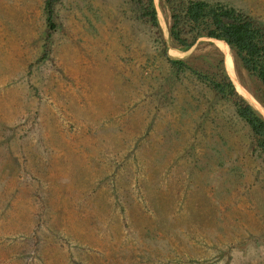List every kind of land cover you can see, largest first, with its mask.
I'll return each mask as SVG.
<instances>
[{"label":"rangeland","instance_id":"obj_1","mask_svg":"<svg viewBox=\"0 0 264 264\" xmlns=\"http://www.w3.org/2000/svg\"><path fill=\"white\" fill-rule=\"evenodd\" d=\"M44 5L0 0V264H264V158L229 103L176 79L132 0H58L50 40Z\"/></svg>","mask_w":264,"mask_h":264},{"label":"trees","instance_id":"obj_2","mask_svg":"<svg viewBox=\"0 0 264 264\" xmlns=\"http://www.w3.org/2000/svg\"><path fill=\"white\" fill-rule=\"evenodd\" d=\"M57 1L45 0L47 40L51 39L57 27ZM132 1L137 6L138 18L153 33V43L159 48L162 61L168 64L176 79L198 80L218 99L229 103L231 119L248 128L254 154L264 158V116L237 89L229 74V60L219 47L184 58H173L168 54L169 47L187 51L203 37L224 41L236 70L245 71L253 80L255 96L264 107V23L244 9L219 0H164L169 9L168 41L155 0Z\"/></svg>","mask_w":264,"mask_h":264},{"label":"bare ground","instance_id":"obj_3","mask_svg":"<svg viewBox=\"0 0 264 264\" xmlns=\"http://www.w3.org/2000/svg\"><path fill=\"white\" fill-rule=\"evenodd\" d=\"M218 43V45L221 47V49L223 50L222 52H224V55L227 57V59L229 60V64H230V68H231V74H232V77L233 79L236 80V77L234 76V70H233V58L230 54V51H229V48H228V45L221 41V40H217L216 41ZM175 52V51H174Z\"/></svg>","mask_w":264,"mask_h":264},{"label":"water","instance_id":"obj_4","mask_svg":"<svg viewBox=\"0 0 264 264\" xmlns=\"http://www.w3.org/2000/svg\"><path fill=\"white\" fill-rule=\"evenodd\" d=\"M155 4H156V8H157V0H155ZM166 38H167V40L169 41V38H168V35H167V33H166ZM204 39H206L207 37H203ZM207 39H211V40H218V39H215V38H207ZM227 44V43H226ZM225 65H226V62H225ZM226 67H227V65H226ZM227 70H228V67H227ZM229 74H230V72H229ZM230 76H231V74H230ZM233 79V78H232ZM263 115V114H262Z\"/></svg>","mask_w":264,"mask_h":264}]
</instances>
